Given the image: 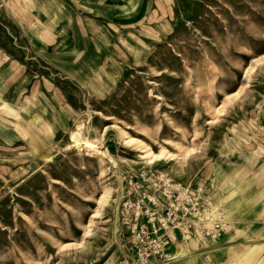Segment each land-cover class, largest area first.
I'll return each mask as SVG.
<instances>
[{"label":"rangeland","instance_id":"374dc122","mask_svg":"<svg viewBox=\"0 0 264 264\" xmlns=\"http://www.w3.org/2000/svg\"><path fill=\"white\" fill-rule=\"evenodd\" d=\"M263 60L264 0H0V264H136L123 174L148 168L240 223L168 264H264ZM80 123L106 154L75 146ZM141 144L206 150L179 168Z\"/></svg>","mask_w":264,"mask_h":264},{"label":"built area","instance_id":"2783aa9c","mask_svg":"<svg viewBox=\"0 0 264 264\" xmlns=\"http://www.w3.org/2000/svg\"><path fill=\"white\" fill-rule=\"evenodd\" d=\"M123 175L128 256L136 264H168L182 244L219 241L240 227L205 184L177 182L152 168Z\"/></svg>","mask_w":264,"mask_h":264},{"label":"bare ground","instance_id":"6f19581e","mask_svg":"<svg viewBox=\"0 0 264 264\" xmlns=\"http://www.w3.org/2000/svg\"><path fill=\"white\" fill-rule=\"evenodd\" d=\"M78 68L75 69L76 75L83 81L87 86L91 85L92 90L95 92L98 88L107 87L105 84L107 76L99 72V69L95 64L91 63V59L86 57L84 54H80L76 58ZM95 61V60H94ZM264 61V60H263ZM262 62V61H261ZM240 93L237 95L239 97ZM236 96V97H237ZM79 129L76 132H73L72 138L75 146L86 149L88 152H97L101 155L107 153L108 150H105L106 146L103 140L89 139L82 136L81 130L83 129V124H79ZM139 152L142 155V158H149L150 163H155L158 161L169 160L174 161L179 168H185L191 165L194 159L201 157L206 150V144L203 145L199 150L191 149L186 151L184 154H178L171 151H161L154 152L148 145H139ZM235 205V204H234ZM236 206V205H235ZM233 208L231 209V211ZM190 241H188L189 243Z\"/></svg>","mask_w":264,"mask_h":264},{"label":"crops","instance_id":"0c3cea01","mask_svg":"<svg viewBox=\"0 0 264 264\" xmlns=\"http://www.w3.org/2000/svg\"><path fill=\"white\" fill-rule=\"evenodd\" d=\"M6 75H7V74H6ZM5 77H6V76H5ZM5 77H4L3 80H5ZM2 82L5 84V81H2ZM28 102L31 103V101H29V100H28ZM28 102H27V103H28ZM29 103H28V105H29ZM2 118H3V120L6 119V118L4 117V115H2ZM238 229H239V228H238ZM238 229H237V230H232V232H233V231H240V230H238ZM230 232H231V231H229L228 233H230ZM228 233H227V234L221 239V241H222L225 237H227ZM195 239H198V238H195ZM195 239H192V240H195ZM199 240H202V239H199ZM190 241H191V240H190ZM204 241H210V240H204ZM219 241H220V240H219ZM212 242H213V241H212ZM187 243H188V242H187Z\"/></svg>","mask_w":264,"mask_h":264}]
</instances>
